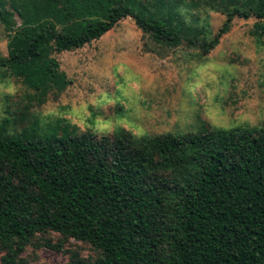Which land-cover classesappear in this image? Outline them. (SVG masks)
<instances>
[{"label": "trees", "instance_id": "16d2710c", "mask_svg": "<svg viewBox=\"0 0 264 264\" xmlns=\"http://www.w3.org/2000/svg\"><path fill=\"white\" fill-rule=\"evenodd\" d=\"M211 1L225 16L213 38L163 0L153 12L142 0H15L25 27L0 56V69L43 104L70 85L55 55L83 49L128 17L157 44L203 56L236 19H255V39L264 44V0ZM0 23L11 28L5 0ZM11 127L10 119L0 125L4 264H17L48 233L102 253L71 264H264V128L142 137L120 130L95 139ZM42 245L62 250L50 240Z\"/></svg>", "mask_w": 264, "mask_h": 264}, {"label": "rangeland", "instance_id": "374dc122", "mask_svg": "<svg viewBox=\"0 0 264 264\" xmlns=\"http://www.w3.org/2000/svg\"><path fill=\"white\" fill-rule=\"evenodd\" d=\"M14 1L5 0L11 28L0 23V56H8L12 38L25 27ZM161 1L142 0L150 12L160 10ZM163 1L179 4L185 20L209 30L210 38L225 21L211 0ZM258 25L255 19H236L219 46L203 56L198 48L157 44L128 17L83 49L55 55L70 85L43 104L22 80L0 69V125L10 119L15 134L28 129L38 136L67 132L95 139L114 138L120 130L142 137L264 128V44L255 39ZM45 240L62 250L45 247ZM101 254L90 244L48 233L36 237L17 264H71ZM6 255L0 252V264Z\"/></svg>", "mask_w": 264, "mask_h": 264}]
</instances>
